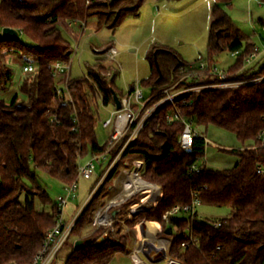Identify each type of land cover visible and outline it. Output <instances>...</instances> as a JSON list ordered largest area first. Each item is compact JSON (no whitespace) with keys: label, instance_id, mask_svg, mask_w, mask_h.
I'll use <instances>...</instances> for the list:
<instances>
[{"label":"trees","instance_id":"trees-1","mask_svg":"<svg viewBox=\"0 0 264 264\" xmlns=\"http://www.w3.org/2000/svg\"><path fill=\"white\" fill-rule=\"evenodd\" d=\"M144 1L1 0L0 27L16 28L21 34L19 38L0 37V264L32 262L58 216V203L41 182L40 173L63 186L78 181L81 161L109 150V139L101 144L96 134L98 99L114 106V93L121 99L136 88V83L130 84L127 92L118 88L119 68L105 65L106 58L98 56L86 75L62 80L73 98V103H64L57 93L51 64L71 61L74 48L63 36L60 20L88 23L95 19L98 27L115 29L129 13L138 14ZM232 3L215 0L212 6L205 59L188 62L172 48H152L148 55L151 75L139 81L140 86L151 89V97L139 120L166 97L167 90L218 81L211 71L217 66L215 58L225 51L237 53L236 62L226 70L229 80H262L190 92L162 104L145 121L120 162L133 166L134 161H143L142 177L160 185L162 195H132L119 207V219L129 227L150 221L157 226V235L159 224L160 235L170 227L169 255L184 264H264V144L260 139L264 130V65L258 70L246 65L256 44L246 42L227 12L225 6ZM260 23L264 26V20ZM113 47L107 44L96 53L105 55ZM5 51L17 53L24 59L23 66L33 63L35 67L23 77L10 102L1 97L14 83V71L5 61ZM202 61L208 64L202 80L185 77L198 70ZM176 109L194 127L215 125L234 133L243 144L250 140L253 144L219 147L222 152L238 156L232 167L214 169L205 162L200 164L209 142L204 134L196 132L191 147L184 148L181 134L185 123L167 118ZM54 116L57 119L53 120ZM131 131L110 150V158ZM118 170L83 210L70 238H83L86 243L73 250L65 264H109L116 253L130 251L128 234H120V222L108 230L103 241L99 238L107 229L93 226L102 198L109 194V182ZM160 187L152 185L151 189L160 191ZM194 193L201 204L227 205L233 209L232 214L215 220L199 218L197 212L194 216L163 219L175 205L191 203Z\"/></svg>","mask_w":264,"mask_h":264},{"label":"rangeland","instance_id":"rangeland-1","mask_svg":"<svg viewBox=\"0 0 264 264\" xmlns=\"http://www.w3.org/2000/svg\"><path fill=\"white\" fill-rule=\"evenodd\" d=\"M261 1L264 0H233L232 5L225 6V8L245 36L246 42H256V46L264 53V40L262 38V36L264 37V26L260 23L261 19L264 20V4L261 5ZM214 2L215 0H146L139 9L138 14L129 13L115 29L98 27L97 23H95L97 21L92 19L87 23L86 29L83 30L82 24L70 26V20L61 19L59 22L61 32L74 48L70 62L72 67L70 76L74 78L83 77L89 71V65L94 63L98 56H102L106 58L105 65L112 64L119 68L120 74L117 77L116 84L118 88L127 92L130 84H137L151 75L148 55L155 46L172 48L188 62H198L199 59H205L208 55V40L212 22L211 12ZM2 35L3 32L0 27V37ZM107 44H112L117 49L113 58L106 54L98 55L96 53V50L102 49ZM215 60L217 67L227 70L236 62L237 57L233 56L230 51H225L218 55ZM5 61L14 71V84L20 86L21 79H23L24 59L18 57L15 52L5 51ZM263 65L264 59L262 58L258 63L250 64L255 70L260 69ZM141 89L144 92L142 101L146 102L151 97V89L144 85H141ZM176 91L178 90L170 89L166 96ZM98 104L100 117L96 126V134L100 143L104 144L109 139L111 128L104 127L103 121L111 116L112 105H104L100 98L98 99ZM195 128L198 133H200V130L208 138L209 142L207 155L200 160V164H203L207 159L209 160L207 163L214 168L232 167L236 164L239 160L238 156L219 150L220 146L243 147L242 142L237 139L234 133L215 125L209 126L208 130L205 127L196 126ZM89 158L91 156L85 158L83 163ZM220 158L233 162H226L221 166L219 164L216 165V159ZM108 162V160H96V169L92 178L86 179L79 176L77 196L69 199L68 205L63 212L67 221L71 220L79 209L86 205L102 171L107 168ZM119 165L118 168L120 169L123 164L119 163ZM125 179H127V175L120 170L112 177L107 188L109 194L102 198L101 202L103 203L101 206L121 193ZM40 180L54 201L60 194L65 192L61 183L42 172L40 173ZM142 181L141 179L138 182L141 183ZM115 184L117 186L116 190L110 188L114 187ZM148 187L151 188L152 185L148 184ZM160 192L161 190H152V193ZM47 209L50 208L48 207ZM232 212L233 209L227 205L200 204L197 208L199 218L210 220L230 216ZM122 224L120 234H128L130 251L127 254L123 252L116 253L109 264H133L131 253L135 249H137V252L142 245L139 222L133 227H129L125 223ZM94 227L97 228L96 226ZM160 230L161 225L159 224V236L156 230L157 237L169 240L170 244L172 237L167 234L160 235ZM103 235L108 236V234ZM74 242L70 238L61 248L58 258L62 263H65L73 251ZM140 254L143 256L145 264H153L147 260L143 252Z\"/></svg>","mask_w":264,"mask_h":264},{"label":"built area","instance_id":"built-area-1","mask_svg":"<svg viewBox=\"0 0 264 264\" xmlns=\"http://www.w3.org/2000/svg\"><path fill=\"white\" fill-rule=\"evenodd\" d=\"M261 5L264 4V1L260 2ZM79 25L80 23L76 20L70 21V25ZM115 51L111 48L106 55L113 58L115 56ZM262 53L261 49L256 46L255 50L252 54L247 58L246 65L252 64L254 60L258 57V55ZM237 53H232L235 56ZM71 61H63L58 60L51 64V68L53 69V73L55 79L57 81V93L60 95L64 103H73V98L68 90V87L65 83H62L64 78L70 76L71 72ZM199 69L195 71H190L187 76L189 78H195L197 80H202L204 77L205 69L208 67L206 61H202L198 65ZM23 70L25 73H32L35 71V67L33 63H27L23 66ZM211 74L218 77V81L213 83H198L196 85L186 87L182 90H178L176 92L168 94L159 104H157L154 108L148 110L145 115L139 120L141 112L146 105V102L142 101L144 97V92L141 89L139 83L136 84V88L130 92L129 95L124 96L121 98L122 106L120 109L116 107V105L112 106L111 116L103 121V126L106 128H111L110 136H109V150L101 155L92 156L91 158L87 159L83 163V159L79 165V176H82L86 179L92 178L95 169H96V160L98 161H109L107 168L103 171L102 176L100 177L96 187L92 190L90 194V199L86 202V205L90 202V200L94 197V195L98 192L100 187L104 184V182L108 179V177L112 174L116 168H118L120 161L122 160V156L129 145L134 141L138 133L144 126L145 121L164 103L171 101L174 102L179 96H182L186 93L190 92H199L204 89H211V88H228L233 86H239L251 82H257L262 80V78H255V79H246V80H229L228 77L230 74L227 73L226 70L220 69L219 67H215L212 69ZM168 92V90L166 91ZM102 100V98H100ZM103 102V100H102ZM138 106V109L135 106ZM169 121L181 120L185 123V128L181 134V142L182 146L186 149L190 148L193 142L194 134L197 132L195 127L192 123L187 120L184 116H182L180 110H172L168 114ZM53 120L57 119V116L52 118ZM139 120V121H138ZM132 129L130 134L128 135L126 141L117 152V154L110 158V150L115 148L120 141L124 138V136L128 133V131ZM260 139L264 144V130L260 135ZM144 167V162L137 160L133 162V166L129 165V162H126L120 167V171H123L127 175V179L123 181V188L121 193H119L114 198L106 201L103 206L98 208L93 224L97 228L105 227L107 231L104 234H108V230L114 229V224L116 222H120L121 220L118 217V214L115 216L113 215V211L119 208L124 202H126L132 195L143 192L145 193V197L152 193V189L149 187H145L140 185L136 178L142 179L146 183H150L152 185H157L155 183L149 182L142 177V169ZM196 168V167H195ZM118 170V171H119ZM159 186V185H157ZM160 187V186H159ZM64 193L60 194L56 199L58 203V216L56 219L55 226L51 228L47 236L44 240L43 247L37 252L34 259L29 264H65L62 263L58 256L61 248L65 245V243L69 240L70 235L80 218L85 206H82L79 211L71 218V220L67 221L64 217V209L68 205V201L71 198H75L77 195L78 189V181L73 182L72 184L63 186ZM113 190L117 189L115 184L114 187H110ZM161 190V188H160ZM162 195V190H161ZM161 197V196H160ZM159 197V198H160ZM148 201V200H147ZM201 204V200L199 199L197 193H194L193 200L191 203L186 205L177 204L169 211H167L163 215V219L168 221L172 216H181L182 214H191L192 216L195 215L197 212L198 206ZM123 226V224H122ZM139 226L140 223H139ZM159 232V230H158ZM136 250L132 251L131 257L134 260V255L136 254ZM136 263V262H135ZM11 264H18L17 262H13ZM136 264H144V263H136Z\"/></svg>","mask_w":264,"mask_h":264},{"label":"bare ground","instance_id":"bare-ground-1","mask_svg":"<svg viewBox=\"0 0 264 264\" xmlns=\"http://www.w3.org/2000/svg\"><path fill=\"white\" fill-rule=\"evenodd\" d=\"M136 180L139 181L141 179L136 178ZM148 184L150 183H146L144 181L141 182V185L145 187H148ZM156 230H157V226L155 224H152L150 221H147L146 224L140 226V239L142 245L141 248L134 255V260L136 263L145 264L144 258L140 254L141 252L146 253L148 256L155 259L157 256H159L160 253L159 249L157 248H164L168 251L171 243L169 244V240H166L165 238L157 237ZM168 260L169 259H166L153 264H159V263L169 264Z\"/></svg>","mask_w":264,"mask_h":264},{"label":"water","instance_id":"water-1","mask_svg":"<svg viewBox=\"0 0 264 264\" xmlns=\"http://www.w3.org/2000/svg\"><path fill=\"white\" fill-rule=\"evenodd\" d=\"M2 32H3L2 37H4V38H19L20 34H21L18 29L12 28V27H3ZM114 102H115L116 107L118 109H120L122 106V103H121V99L119 98V96L116 93H114ZM118 212H119V208H117L113 211V215L116 216L118 214ZM139 223H140V225H144L147 223V221L142 220ZM165 233L167 235H171L172 234L171 228L168 227L166 229ZM105 238H106V236L103 235L99 238V241H103ZM85 243H86V240L83 238L75 240L73 250H77V249L82 248L85 245ZM171 244H172V239H171ZM171 244H170V247H171ZM170 247H169V249H170ZM157 249H159L160 253H159V256H157L155 259L151 258L146 253H144L145 256L147 257V259L151 263H157V262L169 259L168 260L169 264H184L180 260L173 258L172 256H169V252L166 249H164V248H157Z\"/></svg>","mask_w":264,"mask_h":264},{"label":"crops","instance_id":"crops-1","mask_svg":"<svg viewBox=\"0 0 264 264\" xmlns=\"http://www.w3.org/2000/svg\"><path fill=\"white\" fill-rule=\"evenodd\" d=\"M146 1V0H145ZM144 1V2H145ZM95 23H97V22H95ZM82 24V27H83V30L84 29H86V27L88 26V24L87 23H80V25ZM73 25H76V24H73ZM71 26V25H70ZM262 38H263V40H264V37L262 36ZM255 44H256V42H254ZM257 45V44H256ZM113 49H114V51L115 52H117V49L115 48V47H113ZM98 56V55H97ZM261 58L262 59H264V53H260L259 55H258V57L256 58V60H254L253 62H252V65H253V63H258L260 60H261ZM250 66V65H249ZM251 67V66H250ZM255 70V69H254ZM27 73H25L24 72V70H23V77L26 75ZM22 80V79H21ZM18 91H19V85L17 84H12V86H11V88H10V90L9 91H7L6 93H3L2 95H1V97H3V98H5L7 101H11L12 99H13V97L18 93ZM199 127V126H198ZM196 129V128H195ZM207 130H208V128H206ZM199 132L200 133H202L200 130H199ZM207 139V141H208V138H206ZM251 143H253L252 142V140H250V141H247L245 144H243L242 143V145H243V147H244V145H248V144H251ZM243 147H241V148H243ZM235 148V147H234ZM229 154V153H228ZM206 155H207V149H206ZM232 155H234V154H232ZM219 160V161H218ZM207 162H209V160L207 159L206 161H205V163L207 164V166L208 167H211ZM214 162H215V160H214ZM226 162H233V161H230V160H227V161H225V160H223V159H216V165L217 164H219L220 166L221 165H223V163H226ZM211 168H214V167H211ZM220 168H229V167H220ZM214 169H219V168H214ZM158 185V184H157ZM160 186V185H159ZM161 188V187H160ZM161 193V192H160ZM132 258V257H131ZM133 259V258H132ZM133 264H136L135 263V260H133Z\"/></svg>","mask_w":264,"mask_h":264}]
</instances>
